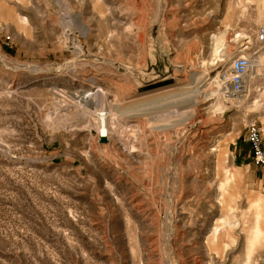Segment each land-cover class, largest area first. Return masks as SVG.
Masks as SVG:
<instances>
[{
    "label": "rangeland",
    "instance_id": "rangeland-1",
    "mask_svg": "<svg viewBox=\"0 0 264 264\" xmlns=\"http://www.w3.org/2000/svg\"><path fill=\"white\" fill-rule=\"evenodd\" d=\"M64 2L0 0V264H264V170L246 140L250 121L264 129V0ZM242 54L243 95L202 96ZM176 85L197 108L140 111L185 106L193 93H163ZM98 90L86 112L71 99Z\"/></svg>",
    "mask_w": 264,
    "mask_h": 264
},
{
    "label": "bare ground",
    "instance_id": "bare-ground-1",
    "mask_svg": "<svg viewBox=\"0 0 264 264\" xmlns=\"http://www.w3.org/2000/svg\"><path fill=\"white\" fill-rule=\"evenodd\" d=\"M58 3L62 4V6H64V11L67 9V12L69 14L70 12V7L66 8L65 6H67V3L64 2V0H56ZM63 13V11H62ZM70 20L66 19L64 17V22L62 25H65L63 26V29L66 31V34L68 36V41H67V45L65 46L66 48H72V50H74L75 54H78V53H81V50L79 48L78 45H76V43L73 41V36L72 34H70V30L68 28V26L66 24H68ZM66 22V23H65ZM81 25V29L83 31L84 34H86L88 32V28L87 26H85L83 23L80 24ZM79 27V26H78ZM259 30H260V27L258 28V32H257V35H256V40L258 43H262L260 40H259ZM69 31V32H68ZM226 31L227 30H224L223 32H221L219 34V36L216 38L215 40V44H214V47H213V54L215 55H220L221 53L220 52H223V43H224V40H225V37H226ZM68 43L70 45H68ZM245 50V49H244ZM80 56V55H78ZM234 58V57H233ZM232 58V59H233ZM251 61L250 63V67L248 69V72L244 78V90L243 92L246 90L245 88V83H246V77L247 76H252V69H253V62L254 61V58H251V57H248ZM232 59L230 60V62L232 61ZM230 65V64H229ZM252 65V66H251ZM179 69H182L181 66H177ZM129 71H134V69L130 68L128 69ZM78 76V75H77ZM229 76H230V73L228 74H223L219 77V80L215 82L214 86H212V88H208V89H203L202 92V96H204V94L206 93V97H210L211 99H215V105H217L219 102H220V98H223L224 100L226 98H229L231 100V96L230 95H227L225 94V91H226V88H227V82H228V79H229ZM94 78V77H93ZM92 80V78H91ZM93 81V80H92ZM226 85V86H224ZM99 91V90H98ZM189 91V92H188ZM105 92V91H104ZM183 94L186 92L188 93H193L191 96L188 97L187 99V102L185 104V106H183L182 108L178 109V111L176 110H169V109H166L168 108L170 105L174 104L173 102H170V104H168V106L164 105V108H160V107H157L156 111L152 112L151 113H148L150 112L149 110L145 109V110H140L141 112H143V114L146 116V115H152V116H156L160 121H166L167 119H173L176 117V116H179L180 114H185L189 109H194V108H197V103H196V95H199L200 93L199 92H193L191 91V89H189L188 87H180L178 85L174 86V88L172 89H169L168 91H164V95L165 94H178V93H182ZM54 95L58 96L59 98L62 97V98H66V94L63 92V91H60V90H54L53 91ZM162 93V95H163ZM85 95V93H84ZM189 95V94H187ZM201 96V97H202ZM236 96V95H235ZM242 95H237L235 99L241 97ZM81 99L80 101H83L84 103H82L81 105V108H80V111L81 112H86V110L84 108H86L85 106H99V105H102L106 102L107 98H105V95L104 93L102 92V90L99 91V93H96V94H93V92H89V93H86V95L84 96V98H81L78 96V94H75L74 98H71V99ZM76 99L75 101L73 102H76ZM63 100V99H62ZM81 103V102H79ZM78 103V105H79ZM76 104V103H75ZM84 104V105H83ZM57 106V105H56ZM56 108V107H55ZM66 106L64 105H61V107H59V111H64L66 110ZM107 113H103L102 116H99L97 118V123H96V126H97V129H98V140L101 144L104 145V147H109L110 143L114 141L115 139V135H116V125L117 123L115 122V119L112 118V115L114 113H112V110H110L109 108L107 109ZM127 113V112H126ZM80 116V114H78ZM82 116H80L79 118H81V122L83 121H86L88 120L87 116H84L83 114H81ZM128 115V114H127ZM84 117L86 119H84ZM52 118L50 117V120ZM57 119V118H56ZM54 121V119H53ZM57 121V120H55ZM58 122V121H57ZM56 122V123H57ZM91 122V121H90ZM198 121L195 122L194 126L197 125ZM66 124V123H65ZM69 125V124H68ZM89 125V124H88ZM91 125V124H90ZM67 127V125H66ZM69 127V126H68ZM72 127V125H71ZM102 138H104V140H102ZM95 142V141H94ZM98 146V145H97ZM101 146V145H99ZM106 149V148H105ZM256 225V224H255ZM217 226V225H216ZM214 227L211 231H210V234H209V237L207 239V243L208 244H211V243H215L216 242V239L218 237V230H217V227ZM255 228V227H254ZM263 231V230H262ZM261 236V235H260ZM259 234L258 235H254V239L257 240V238H260ZM166 239H170V235H168V237ZM264 240V239H263ZM251 241V240H250ZM256 243V242H255ZM260 243V242H259ZM170 245V244H169ZM251 246V245H250ZM248 247V246H247ZM168 263V262H167Z\"/></svg>",
    "mask_w": 264,
    "mask_h": 264
},
{
    "label": "built area",
    "instance_id": "built-area-1",
    "mask_svg": "<svg viewBox=\"0 0 264 264\" xmlns=\"http://www.w3.org/2000/svg\"><path fill=\"white\" fill-rule=\"evenodd\" d=\"M10 40V37H7ZM259 40L264 42V26L260 27ZM250 59L245 55H238L232 59L229 65V79L225 94L231 97L243 95L244 78L250 67ZM245 92V91H244ZM246 140L251 150L254 164L264 168V129L260 123L253 120L247 124Z\"/></svg>",
    "mask_w": 264,
    "mask_h": 264
},
{
    "label": "crops",
    "instance_id": "crops-1",
    "mask_svg": "<svg viewBox=\"0 0 264 264\" xmlns=\"http://www.w3.org/2000/svg\"><path fill=\"white\" fill-rule=\"evenodd\" d=\"M248 144V143H247ZM248 147H249V144H248ZM263 170H264V168H263Z\"/></svg>",
    "mask_w": 264,
    "mask_h": 264
},
{
    "label": "water",
    "instance_id": "water-1",
    "mask_svg": "<svg viewBox=\"0 0 264 264\" xmlns=\"http://www.w3.org/2000/svg\"><path fill=\"white\" fill-rule=\"evenodd\" d=\"M102 140H104V138H102Z\"/></svg>",
    "mask_w": 264,
    "mask_h": 264
}]
</instances>
